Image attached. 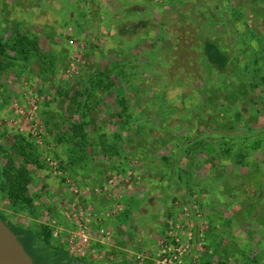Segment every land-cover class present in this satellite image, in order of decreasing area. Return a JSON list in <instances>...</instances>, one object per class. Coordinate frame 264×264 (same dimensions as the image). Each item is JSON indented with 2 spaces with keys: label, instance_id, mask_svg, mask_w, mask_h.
Instances as JSON below:
<instances>
[{
  "label": "rangeland",
  "instance_id": "374dc122",
  "mask_svg": "<svg viewBox=\"0 0 264 264\" xmlns=\"http://www.w3.org/2000/svg\"><path fill=\"white\" fill-rule=\"evenodd\" d=\"M263 18L264 0H0V168L18 135L38 162L30 202L0 189V216L30 232L15 236L35 263L55 243L108 262L188 245L171 264H264V90L245 71L264 67ZM80 113L84 149L60 119Z\"/></svg>",
  "mask_w": 264,
  "mask_h": 264
},
{
  "label": "trees",
  "instance_id": "16d2710c",
  "mask_svg": "<svg viewBox=\"0 0 264 264\" xmlns=\"http://www.w3.org/2000/svg\"><path fill=\"white\" fill-rule=\"evenodd\" d=\"M264 19V18H263ZM249 28V27H247ZM244 31H246V29ZM255 31L257 30V28H254ZM257 35L253 38H256ZM20 41L19 44L22 45L23 41L25 40L24 36H20ZM18 45V46H20ZM209 45L206 44L204 45L203 48V54L207 57L210 58V56H213L214 51L211 50V48L208 47ZM13 47V46H12ZM11 47V48H12ZM21 47V46H20ZM3 51V44L0 42V53H2ZM14 51V50H13ZM16 51V50H15ZM19 53V52H18ZM20 54H22V52H20ZM209 56V57H208ZM17 59H19L17 57ZM262 59L264 60V57H262ZM3 62H0V69L3 67L5 68V66H3ZM40 68L41 71H45V70H49V67L45 66V64H40ZM220 68H222L220 66ZM52 69V68H51ZM50 69V70H51ZM262 69V70H261ZM213 70V69H212ZM245 71L247 73V75H250V79H251V83H249V86L251 87V91H255L258 88L262 87V92L264 90V67L263 68H255L254 70L252 69L251 74L249 73L250 69H246ZM43 73V72H42ZM96 76V81L97 85H95V90L96 91H100L101 93H108L111 90L112 87V81L110 80V77L112 75V71L107 70L106 72H102L101 70H98V72H93ZM106 79V80H105ZM211 85V84H210ZM245 86V85H244ZM206 87H209L210 90H212L215 86L211 85L208 86V84H206ZM246 89V88H245ZM261 92V93H262ZM88 93L90 94L89 97H91V95L94 94V92H87L85 91V93L82 96V99L87 100V96ZM113 100H116V104L114 103L115 107H118L119 109L116 112L117 118L119 119L120 123H125L128 124V122H135L137 123V121H135L133 118H130V116L128 115V104H127V99L124 97H114ZM113 104V103H112ZM87 108V106H86ZM79 113V111H78ZM123 115V116H122ZM128 116V117H127ZM127 117V118H126ZM62 124H67L69 125V131L67 133H64L63 139H66V141H68V139H75L78 142H82V149L85 148V146L88 143V137L86 134V126H88L90 124V122L92 123V121L89 119L88 115L85 114H78V120L74 121V122H67V120H65V118L60 117ZM130 119V120H129ZM118 138H120L119 134L117 135ZM16 139V141H15ZM14 139L13 143L9 146V149L4 151V163L2 164L1 168H0V189L3 191H7L8 190V194L10 196L11 199L13 200H19V199H26L27 203L30 202V198H26V196L24 197L25 193H27V189L26 186L29 184L30 182V173L28 168L26 167L27 164L30 163H35L38 166V162L35 160V158L33 157V154L30 153V145L32 146V143L28 141V139L26 137H24L23 135H18L16 136V138ZM122 139H120L119 142ZM116 149L113 150L112 153H114V155H118V151H117V146L115 145ZM70 148V147H68ZM70 150V149H69ZM107 151L109 150L108 148L106 149ZM85 152V151H84ZM82 152V158H83V153ZM76 159L79 158V153L75 152V150H71L69 153V158H66L68 161L63 162L61 160V166L67 167L69 169L70 165H73L74 161L72 159L74 154ZM17 157H21V160H14V158ZM240 157V156H239ZM243 157V154L241 155L240 159L238 160L239 164H241L243 162L240 161L241 158ZM166 160V159H165ZM2 218V217H0ZM3 219V218H2ZM4 220V219H3ZM8 227H10L14 233L19 234V236L22 237V239H24V237H28L30 238V232L28 231L27 234L24 235V229L21 228H17L14 225H12L10 222H8ZM46 228V227H45ZM47 232H48V228H46ZM46 235V232H45ZM48 237V235H47ZM38 240H41V237L38 236ZM25 241V239H24ZM40 258V263L41 264H46V256L44 255H39ZM42 259V260H41Z\"/></svg>",
  "mask_w": 264,
  "mask_h": 264
},
{
  "label": "flooded vegetation",
  "instance_id": "af4514ba",
  "mask_svg": "<svg viewBox=\"0 0 264 264\" xmlns=\"http://www.w3.org/2000/svg\"><path fill=\"white\" fill-rule=\"evenodd\" d=\"M3 221H5V220H3ZM6 225L8 226V223H6ZM8 228L15 235L13 230L10 227H8ZM48 246H49V253L45 259L46 264H133L132 260L131 259L129 260V258L127 259V261H124V260L120 261L118 256H115L113 258L114 260H112L111 262H108L107 259L102 258L100 256L97 257V255L95 256V254L85 253V254H82V256L74 255L71 252H69L66 248L61 247L55 243H50V244H48ZM122 256H123V254H122ZM33 263L34 264H41L40 260L37 261V263H35L33 261Z\"/></svg>",
  "mask_w": 264,
  "mask_h": 264
},
{
  "label": "water",
  "instance_id": "95a60500",
  "mask_svg": "<svg viewBox=\"0 0 264 264\" xmlns=\"http://www.w3.org/2000/svg\"><path fill=\"white\" fill-rule=\"evenodd\" d=\"M6 223L0 218V264H34Z\"/></svg>",
  "mask_w": 264,
  "mask_h": 264
},
{
  "label": "built area",
  "instance_id": "2783aa9c",
  "mask_svg": "<svg viewBox=\"0 0 264 264\" xmlns=\"http://www.w3.org/2000/svg\"><path fill=\"white\" fill-rule=\"evenodd\" d=\"M197 230H200L199 228H197ZM194 235V237L193 238H195V239H198L197 238V233L196 234H193ZM192 235L190 234H188L187 235V239H189L190 241H193V238L191 237ZM199 237L201 238V241L203 240V238H202V235L200 234L199 235ZM188 249V245H186L185 247H179V248H177V252L174 254V255H172V256H170L169 254H167V255H165V253L163 254V256H162V259L159 261V262H157L158 264H166V262H168V264H171V261L172 260H179L180 258H181V253L183 252H186V250Z\"/></svg>",
  "mask_w": 264,
  "mask_h": 264
}]
</instances>
